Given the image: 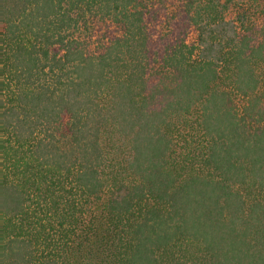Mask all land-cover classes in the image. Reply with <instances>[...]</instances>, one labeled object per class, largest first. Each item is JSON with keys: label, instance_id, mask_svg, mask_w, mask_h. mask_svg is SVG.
Segmentation results:
<instances>
[{"label": "trees", "instance_id": "1", "mask_svg": "<svg viewBox=\"0 0 264 264\" xmlns=\"http://www.w3.org/2000/svg\"><path fill=\"white\" fill-rule=\"evenodd\" d=\"M0 264H264V0H0Z\"/></svg>", "mask_w": 264, "mask_h": 264}]
</instances>
